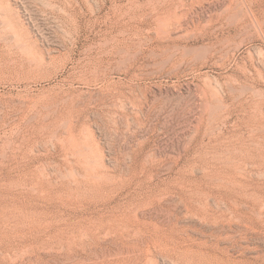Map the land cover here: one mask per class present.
Listing matches in <instances>:
<instances>
[{"label": "rangeland", "instance_id": "374dc122", "mask_svg": "<svg viewBox=\"0 0 264 264\" xmlns=\"http://www.w3.org/2000/svg\"><path fill=\"white\" fill-rule=\"evenodd\" d=\"M0 264H264V0H0Z\"/></svg>", "mask_w": 264, "mask_h": 264}, {"label": "bare ground", "instance_id": "6f19581e", "mask_svg": "<svg viewBox=\"0 0 264 264\" xmlns=\"http://www.w3.org/2000/svg\"><path fill=\"white\" fill-rule=\"evenodd\" d=\"M58 20V19H57ZM5 25V24H4ZM221 44V43H220ZM219 45V44H218ZM216 47H217V45H215V42H210V41H205V42H203V43H200L199 45H197V46H195L194 48H192V49H190V50H188L187 48H186V50H188V51H186L187 53L184 55V56H191V57H195L196 59H200V58H203V59H209V58H211L213 55H214V53H215V50H216ZM226 47V46H225ZM258 49V48H257ZM262 52V51H261ZM226 53V52H225ZM223 55V54H222ZM259 55H260V53H259ZM221 56V55H220ZM225 56V55H224ZM194 60V59H193ZM64 66V65H63ZM56 67V66H55ZM96 72V71H95ZM80 75V74H79ZM75 78V77H74ZM51 79H52V77H48V79H45V81H51ZM28 80V79H27ZM60 82V81H59ZM85 82V81H84ZM229 83V82H228ZM86 84H87V82H86ZM89 84V83H88ZM62 90V89H61ZM60 90V91H61ZM234 90V89H233ZM60 91H58L59 93L58 94H61V96H62V93H63V91H62V93L60 92ZM68 91V90H67ZM67 91H64V92H67ZM74 91V90H73ZM231 91V90H230ZM248 91V90H247ZM72 92V91H71ZM75 92V91H74ZM82 93V92H81ZM114 93V92H113ZM133 93V92H132ZM136 93V92H135ZM57 94V95H58ZM67 94V97L66 98H61L60 99V102H58L59 104H60V106L62 107V108H66L67 109V111L69 110V112L70 111H74L75 109L77 110L78 109V107H80V104L82 105V101H80V100H78L77 101V92H76V97L77 98H75L76 99V101H75V99L73 98V95H72V93H66ZM243 94V93H242ZM75 95V94H74ZM79 95H82V94H79ZM84 95V94H83ZM118 95V94H117ZM60 96V95H59ZM63 96H64V94H63ZM240 96H242V95H240ZM239 96V97H240ZM75 97V96H74ZM82 97V96H81ZM147 97V96H146ZM60 98V97H59ZM82 98H85V96L84 97H82ZM54 99H56V98H54ZM78 99H80V98H78ZM86 99H88V98H86ZM85 99V100H86ZM127 101H129V103L130 104H132L133 106H136V107H138L139 105V103H140V99H138V98H136V97H133V98H128V97H126L125 98ZM51 101H54V100H51ZM50 101V102H51ZM56 101V100H55ZM85 102V101H84ZM48 103V102H47ZM45 104V105H50V104ZM52 104V103H51ZM53 104H54V102H53ZM35 105V104H34ZM52 106V105H51ZM55 106H56V104H55ZM58 106V105H57ZM46 107V106H45ZM48 107V106H47ZM53 107H54V105H53ZM114 107V106H113ZM117 107V106H116ZM58 108H60V107H58ZM57 108V110H59ZM222 108V107H221ZM46 109H48V108H46ZM54 109V108H53ZM55 110V109H54ZM52 112H53V110H51ZM62 111H64L63 109H62ZM125 111V110H124ZM50 112V111H49ZM58 112V111H57ZM76 112V111H75ZM54 113H55V111H54ZM65 113V112H64ZM71 113H73V112H71ZM67 114V113H66ZM78 115V112H76L75 114H74V118L75 117H77V116H75V115ZM69 115H72V114H69ZM72 118V117H71ZM78 118V117H77ZM76 118V119H77ZM75 120V119H74ZM132 128V127H131ZM250 137V136H249ZM237 138V137H236ZM228 153V152H227ZM230 162H232V161H230ZM250 166V165H249ZM263 176V175H262ZM228 177V176H227ZM234 179V178H233ZM229 180H232L230 177H229ZM227 183V182H226ZM228 185H238V186H243L244 187V184L242 183V182H239V181H237L236 179L235 180H233L232 182H228L227 183ZM243 208H244V206H243ZM250 224V223H249ZM248 224V225H249Z\"/></svg>", "mask_w": 264, "mask_h": 264}]
</instances>
